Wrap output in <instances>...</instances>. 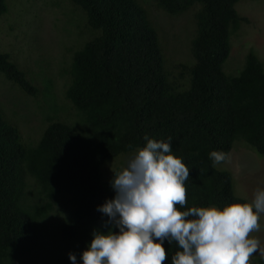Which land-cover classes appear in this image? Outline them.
Returning a JSON list of instances; mask_svg holds the SVG:
<instances>
[{
	"label": "trees",
	"instance_id": "1",
	"mask_svg": "<svg viewBox=\"0 0 264 264\" xmlns=\"http://www.w3.org/2000/svg\"><path fill=\"white\" fill-rule=\"evenodd\" d=\"M68 1L91 37L69 48L61 71V100L77 121L48 117L26 142L0 108V264H72L69 253L82 264L93 231H107L109 218L97 209L114 197L113 173L121 170L115 165L106 177L103 169L143 147L146 135L171 137L172 154L189 168L188 207L245 202L233 194L231 174L213 166L211 151L228 153L239 140L264 158V67L249 51L236 74L222 71L229 38L247 21L233 8L239 0H153L167 17L189 19L190 59L182 63H169L139 1ZM5 11L0 0V16ZM0 74L25 96L55 98L49 81L35 87L1 50ZM51 214L58 216L46 247L42 226ZM163 247L171 264L178 245L165 240Z\"/></svg>",
	"mask_w": 264,
	"mask_h": 264
},
{
	"label": "clouds",
	"instance_id": "2",
	"mask_svg": "<svg viewBox=\"0 0 264 264\" xmlns=\"http://www.w3.org/2000/svg\"><path fill=\"white\" fill-rule=\"evenodd\" d=\"M144 139L146 144L113 173L115 195L97 209L109 218L107 231H93L82 264H165V240L179 248L171 264H250L257 252L264 256L260 239L252 235L261 231L264 188L243 203L188 207L189 168L172 154L171 137ZM209 158L215 166L229 154L213 150ZM68 259L76 264L74 254Z\"/></svg>",
	"mask_w": 264,
	"mask_h": 264
},
{
	"label": "rangeland",
	"instance_id": "3",
	"mask_svg": "<svg viewBox=\"0 0 264 264\" xmlns=\"http://www.w3.org/2000/svg\"><path fill=\"white\" fill-rule=\"evenodd\" d=\"M137 1L156 25L169 63L187 62L190 57L186 45L191 31L188 17H167L154 7L153 0ZM4 3L6 11L0 16V50L9 53L19 67L26 69L35 87L41 88L43 80L49 81V92L55 97L42 96L41 91L34 97L25 96L0 74V108L18 124L21 137L28 142L38 138L45 125L44 119L48 117L69 123L77 121L75 111L61 100L66 82L61 71L68 63L69 48H79L91 38L90 31L84 26L82 12L68 0H4ZM233 8L247 21L229 38V53L222 64L226 75H234L240 70L249 51L255 53L264 67V0H239ZM228 154L229 160L217 165V169L231 174L235 196L251 200L258 187L264 188V158L239 140L232 143ZM128 158L121 156L111 163V160L107 161L100 170L109 163L103 169L107 177L115 165L122 169ZM57 216L51 214L42 226L44 235L48 236L44 242L46 247H49ZM260 223L261 231L252 235L260 239L261 248H264V216ZM250 264H264V256L257 252L251 257Z\"/></svg>",
	"mask_w": 264,
	"mask_h": 264
}]
</instances>
